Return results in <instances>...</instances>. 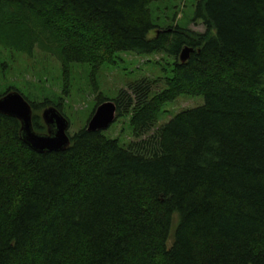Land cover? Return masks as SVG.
<instances>
[{"label": "trees", "instance_id": "obj_1", "mask_svg": "<svg viewBox=\"0 0 264 264\" xmlns=\"http://www.w3.org/2000/svg\"><path fill=\"white\" fill-rule=\"evenodd\" d=\"M154 1L0 0V45L56 57L64 95L73 62L97 72L120 51L173 59L151 95L147 79L96 95L95 107L130 113L127 146L85 125L64 151L38 153L0 113V264H264V0H197L203 32L159 27ZM181 94L203 103L146 135ZM27 100L37 132L39 110L64 115L61 98Z\"/></svg>", "mask_w": 264, "mask_h": 264}, {"label": "rangeland", "instance_id": "obj_2", "mask_svg": "<svg viewBox=\"0 0 264 264\" xmlns=\"http://www.w3.org/2000/svg\"><path fill=\"white\" fill-rule=\"evenodd\" d=\"M197 0H157L149 5L152 20L159 27L179 25L198 32L205 30L201 20H193ZM155 31L149 32L152 37ZM173 59L164 52L135 53L117 52L113 62L103 64L97 72L87 63L73 62L69 65L68 92L64 87L61 64L50 53L35 48L31 55L4 48L0 45V93L9 87L17 88L29 100L49 98L58 102L69 121L67 132L73 134L86 125L96 95L111 99L122 89L129 90L130 84L147 79L150 95L163 87L165 77L171 75ZM203 103L201 95L181 94L165 103L158 114L155 128L167 122L177 112ZM42 110L38 113L41 114ZM104 135L114 138L121 146H127L135 139L130 124V113L117 117L110 126L102 130ZM145 135V136H146Z\"/></svg>", "mask_w": 264, "mask_h": 264}, {"label": "water", "instance_id": "obj_3", "mask_svg": "<svg viewBox=\"0 0 264 264\" xmlns=\"http://www.w3.org/2000/svg\"><path fill=\"white\" fill-rule=\"evenodd\" d=\"M190 47H183L180 62H184ZM0 113L12 116L20 122L21 139L34 151H64L70 143L67 134L69 121L55 106L49 105L41 111V119L46 126L45 132H37L32 126V107L28 100L17 90H11L0 96ZM116 119V104L113 100H105L98 104L86 123L88 131L107 129Z\"/></svg>", "mask_w": 264, "mask_h": 264}]
</instances>
